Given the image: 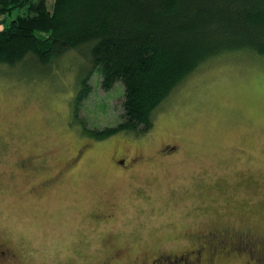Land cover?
<instances>
[{"label": "rangeland", "instance_id": "rangeland-1", "mask_svg": "<svg viewBox=\"0 0 264 264\" xmlns=\"http://www.w3.org/2000/svg\"><path fill=\"white\" fill-rule=\"evenodd\" d=\"M89 72L71 50L46 65L33 56L0 64V242L15 255L0 264H103L111 245L123 248L111 264L161 254L264 264V251L231 250L245 235L264 247V60L214 57L161 102L147 132L104 140L92 131L121 121L123 87L103 90ZM166 144L172 154L157 156ZM127 153L154 160L124 175L112 158ZM26 157L35 169L19 167ZM112 202L114 218L95 221ZM221 226L236 234L222 248L205 244L200 231Z\"/></svg>", "mask_w": 264, "mask_h": 264}, {"label": "trees", "instance_id": "trees-1", "mask_svg": "<svg viewBox=\"0 0 264 264\" xmlns=\"http://www.w3.org/2000/svg\"><path fill=\"white\" fill-rule=\"evenodd\" d=\"M0 26V64L83 52L103 90L122 85L121 121L94 140L147 132L161 102L214 57L264 60V0H0Z\"/></svg>", "mask_w": 264, "mask_h": 264}, {"label": "flooded vegetation", "instance_id": "flooded-vegetation-1", "mask_svg": "<svg viewBox=\"0 0 264 264\" xmlns=\"http://www.w3.org/2000/svg\"><path fill=\"white\" fill-rule=\"evenodd\" d=\"M173 149L174 147L166 144L162 148L158 149L157 156H161L165 158L167 155L172 154V152H168V151H172ZM80 158H81V155H80ZM76 159L77 158L75 156V160L73 159L72 162L68 163L66 165V169L71 168V163L73 164V162L76 161ZM153 160H154L153 155H146L144 157V156H139V155H131L127 153V154L120 155L118 157L114 156L112 158V164L119 171V173L127 175L129 173L131 174V172H133L136 169V167L141 165L142 162L149 161V163H151L153 162ZM19 162H20L19 167L22 169H26L29 171H31V169H35L34 159L32 157L30 158L26 157L24 159H21ZM60 173L61 172H58L56 175H61ZM115 209H116V204L114 202L107 203V205L105 206V208H103V210H101L100 212L94 215V220L97 222H102V221L108 222L112 220L115 216V213H114ZM200 232H202L201 233L202 239L206 240L205 244L212 246V248H214L215 246V245H212V242H214L218 247L222 248L223 246L222 244H224V241L227 239H230L231 238L230 235L236 234L235 230H233L232 228H225L224 226H221L215 229L206 230V232H203V231H200ZM184 234L187 237H193L194 235H196L195 232L192 231V229L190 228L186 229V232H184ZM245 236H241L237 240L236 247L232 248L231 250H235V252H240L242 250L245 251V249L247 250L249 249V251L252 252L253 255L259 258L261 256V253L264 251V247L263 248L260 247V249L256 248L255 247L256 244L254 242H251L253 240ZM110 247L112 248V255L108 259L104 260L103 264H111V260L118 259V257L120 256L121 250H123L122 247L114 248V246L112 245ZM202 248H204L203 245L200 247L199 250L195 252L196 259L199 257L200 250ZM6 257L13 258L15 257V255H13L10 249L6 247V244L0 242V260H4ZM168 257L163 256L161 254L157 258L152 259L149 264H183V262H185L186 260L185 259L186 256L184 254L181 256H173L171 257L172 258L171 260H169ZM134 264H136V262H134ZM140 264H148V263L143 262Z\"/></svg>", "mask_w": 264, "mask_h": 264}]
</instances>
